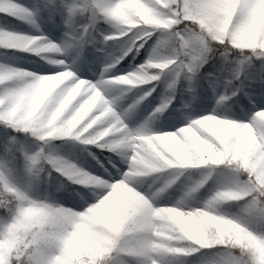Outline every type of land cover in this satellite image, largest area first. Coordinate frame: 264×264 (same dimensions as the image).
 I'll return each instance as SVG.
<instances>
[{
	"label": "snow or ice",
	"instance_id": "6c2138e0",
	"mask_svg": "<svg viewBox=\"0 0 264 264\" xmlns=\"http://www.w3.org/2000/svg\"><path fill=\"white\" fill-rule=\"evenodd\" d=\"M262 8L264 0H0L5 17L35 29L0 25V48L29 51L54 66L39 65L37 71L0 53V194L8 197L0 200V264H264L259 251L233 231L238 226L264 241ZM100 21L111 28L102 30ZM240 27L251 31L250 46L234 54L225 38L227 47L213 41L218 46L210 49L218 31L231 34ZM87 45L101 62L95 79L78 71ZM142 49L146 55L133 63ZM129 53L128 70L116 68ZM209 60L212 72H201ZM144 68L155 74L145 83L107 79ZM193 73L197 86L208 82L223 111L185 112L179 103L173 126L129 123L137 104L120 105L123 93L143 85L132 98L143 96L139 104L162 84L154 106L168 108L176 99L171 89L179 85L183 91ZM218 81H224L219 92ZM113 86L116 95L108 91ZM237 93L248 98L247 106L232 111ZM39 115L53 125L62 121V134L41 139L33 123ZM52 138L98 145L106 155L101 159L89 150L94 165H73ZM144 151L153 159L141 169ZM53 171L71 184L57 177L54 186L41 190ZM209 180V198L198 206L185 203ZM174 185L180 194L172 199L167 190ZM58 192L70 202H61ZM219 202H235L238 210L219 208Z\"/></svg>",
	"mask_w": 264,
	"mask_h": 264
},
{
	"label": "rangeland",
	"instance_id": "374dc122",
	"mask_svg": "<svg viewBox=\"0 0 264 264\" xmlns=\"http://www.w3.org/2000/svg\"><path fill=\"white\" fill-rule=\"evenodd\" d=\"M33 2H34V0H23V3L28 4V5H31ZM21 21L26 24V27H22V26L14 27L15 29L20 30V31H24V32L35 31V29L32 27L31 24L26 23L22 19H21ZM0 25H3V24L0 23ZM6 27H8V26H6ZM41 27H43L45 29V31L48 30L47 23L44 21H41ZM100 27L102 30H104V29L111 28V25H106V26L100 25ZM62 32L63 31L61 30V28L59 26V28L57 29V35L61 34ZM49 34L51 35V33H49ZM10 49H13V48H10ZM94 53H95L94 49L88 48L85 46V48L83 49V51L81 53L82 59H80L79 67H78V71L80 72V74L86 75L92 79L96 78V74H98L100 67H101L100 60L94 59ZM8 54H9L10 62L17 63L20 66L33 68L34 70L39 71V70H41L39 65H43L44 70H54L53 65L48 64L47 61L42 60L39 56L35 55L32 52L25 51V50L13 49V52L8 53ZM145 55H146V52H144V55L139 60H137L138 62L137 61H134V62L139 63ZM3 58L4 57L2 55H0V59H3ZM115 67L118 69L124 70V71L128 70V64L121 65L120 62L117 65H115ZM223 86H224V81H218L216 83L217 91L219 92L223 88ZM140 87H143V85L133 86L132 88H130V90L128 92L123 93L119 97L118 103L122 106H126L132 100V98L135 95L139 94L138 89ZM162 87H163L162 84H157V88L154 90L152 96L146 97L144 101H141L138 105H136L134 107L133 110H131L129 112L128 121L131 125L135 126L136 124L141 122L145 118V116H147L148 112L151 111V108L154 106V104L158 102L159 94H160V91L162 90ZM108 91L111 95H116V93L118 91V87L113 86ZM189 95L190 94L187 90H183V91H181V93L176 92V99L172 102V104H170L168 106V108H166L164 110L163 114L159 117V119H157L153 122V127L154 128H165V127L173 126L172 121L180 116V110L178 108H175L174 105L181 103L182 97L184 99H188ZM237 96L239 97L237 104L240 107L243 106L244 100H246L248 102V98L246 96H244L243 94L239 95V93H237ZM230 99H231V97L229 98V100ZM258 102H259V99H258ZM214 103H216L215 96L205 97L204 99L197 97L192 102L191 106L186 107L184 109V111L185 112L192 111L193 113H199L201 111L211 109L213 107ZM221 109L224 110L223 108H221ZM20 134L21 135L19 137L24 138L25 133L20 132ZM60 139H62L63 143L66 144L67 147L54 145V146H56V151H58L59 154L66 156L69 160L74 161L77 164H82L84 166H88V164H93V165L95 164V160H93L92 157L88 154L89 150L91 152H94L97 157L104 159L99 154V152L100 151H106V150L100 149L98 147V145H94L91 143L85 144L84 142L74 140L73 138H60ZM27 141L29 143H31L32 139H30L28 136ZM187 171L190 172L192 175H196L198 172V169L197 168H190ZM54 172L57 175H59L60 177H63L60 173H58L56 171H54ZM18 178L22 179L23 177L21 176ZM63 178L67 179L66 177H63ZM143 179L145 180L146 183L149 181H152L151 176L144 177ZM208 183H211V185H212V181L209 180L208 182H206L205 185L201 186V188L198 189L197 192L194 194L195 199H193L191 201L193 204L198 206L199 202L202 201L198 198V194H199L200 190L203 189ZM45 187H48V185H44V184L40 185L41 190H43ZM210 190H211V187L208 189V192H210ZM64 191L65 190H63V189L61 190V192H64ZM167 191H168V193H171L172 199H175L180 194V189L177 188L175 185L170 187ZM61 192H58L57 197L61 200V202H64L66 204L69 203L70 201H69L67 195H61ZM165 195H167V193ZM72 206L75 207L76 205L73 204Z\"/></svg>",
	"mask_w": 264,
	"mask_h": 264
},
{
	"label": "clouds",
	"instance_id": "9594fccd",
	"mask_svg": "<svg viewBox=\"0 0 264 264\" xmlns=\"http://www.w3.org/2000/svg\"><path fill=\"white\" fill-rule=\"evenodd\" d=\"M262 11H264V8H262ZM225 38L228 39V44L229 45H234V49L233 52L235 54V51H238L240 47H244V46H250L252 43V34L251 31L246 28V27H240L237 28L235 30L234 33H228L227 31H218L216 33V35H214L213 37L210 38L209 40V47L211 48H215L217 47V43H214L213 41H218V44L224 47H227L228 45H225L224 41ZM153 67L157 66L156 62H152ZM142 67V66H141ZM154 73H151L148 71L147 68H144L143 71H129L126 73H122L119 74L117 76H112V77H108L107 79L110 80H116L118 82L121 83H132V84H141V83H145L147 81V79L149 78H154ZM195 81V73H193L192 77L188 80V82H186L183 86L184 90H187L189 92V98L188 99H184L183 97L181 98V104H183L185 107H189L191 106L192 102L197 98L198 92H197V84L194 82ZM176 87L174 86L171 89V97L174 98L176 95ZM146 95V94H145ZM228 95H231V93H229ZM143 96H139L136 98L135 101L131 100L125 107H129L132 104H137L139 100H142ZM170 102V101H169ZM213 107L216 108L218 111L223 108V104L222 103H214ZM167 108V104L161 105V104H157L153 107L152 111H150L147 116H145V118L139 122L137 125L143 124L148 128H152L153 127V122L157 119H159V117L163 114L164 110ZM35 127H38L40 129V138L43 139L44 136L47 135H52V136H58L60 134H62V132L64 131V125L63 122H58L56 124H50L49 122L45 121L42 118V115H39L36 117L35 121L33 122ZM151 136L152 139L154 140H159L161 143H163V140L161 137L159 136H155L152 134H148ZM141 159L138 161V164L140 165V168L143 169L145 168L146 165V161L152 160V154L150 152L144 151L141 152ZM71 164H76L74 161H69ZM60 163H63V161H61ZM141 174L144 177L149 176L147 171H142ZM148 184H151L152 181L147 182ZM163 193H161L162 195ZM195 193H192L191 195L194 196ZM8 197L6 195L0 194V200L2 199H7ZM209 198V197H207ZM205 198V199H207ZM191 200L190 199H186L185 203H190ZM223 202H219L217 204V207L219 208H223L222 207ZM174 209H168V212H174ZM213 219H217V217H213ZM66 222V221H61ZM68 223H70V221H67ZM166 227H170V225H168L167 223H165ZM234 234H235V238L237 240H242V239H246L248 240V242L253 245L260 253L261 257H264V241H261L259 239H257L255 236H253L251 233L249 232H244L242 230L239 229V227L237 226L236 228L233 229Z\"/></svg>",
	"mask_w": 264,
	"mask_h": 264
},
{
	"label": "trees",
	"instance_id": "16d2710c",
	"mask_svg": "<svg viewBox=\"0 0 264 264\" xmlns=\"http://www.w3.org/2000/svg\"><path fill=\"white\" fill-rule=\"evenodd\" d=\"M0 23L3 24V25H5V26H8L10 28L11 27L12 28L19 27V26L26 27V24L24 22H22L20 19H17L14 16H7V17H5V14L2 13V12H0ZM99 25L106 26L108 24H106L104 21H100L99 22ZM60 28L63 31L64 25H63L62 22L60 23ZM86 47L92 48L91 45H87ZM106 50H110V49H108L107 46H106ZM11 52H13V49H10V48H7V49L0 48V53H11ZM144 52L145 51L142 49L141 52L137 54V58H136L135 61L139 60L144 55ZM130 58H131V53H129L127 56H125L120 61V64L121 65L128 64V61L130 60ZM213 59H215V58H213ZM133 63H135V62L133 61ZM211 65H212V60L207 61L202 66L201 72H209V73H211L212 70H213L212 67H211ZM243 74L244 73H242V75ZM197 92H198V95L197 96H199L201 98L213 97L214 96L212 94L211 87L208 86V82L207 81H204V80H201L200 84H198V86H197ZM177 93H181V90L179 88V85H178V88H177ZM232 99H234V98H231L230 100H232ZM244 106H247V103L244 102ZM239 109H240V106L237 103H232L231 104V110L232 111H239ZM220 110L223 111L222 109H220ZM2 133H3V126L0 125V135H2ZM16 135L17 136H20L21 134H20V132H17ZM29 138L33 140V138L31 136H29ZM51 143H52V145L67 147V145L64 144L63 141H62V139H60V138H52L51 139ZM99 154L102 156V158H104V156L106 155V151H100ZM57 177H59L62 180H65L66 184H71L69 181H67V179H65L63 177H60L59 175H57L53 171L52 177L50 178V185H48L49 189L51 188V186H54L55 185L56 178ZM210 187H211V183H208L203 189L200 190V192L198 194V198L200 200H203V199L207 198V196L210 194V192H208V189ZM56 195H58V193H56ZM222 207L223 208H226L228 211H232V212H235V211L238 210V206H237V204L235 202H225V203L222 204Z\"/></svg>",
	"mask_w": 264,
	"mask_h": 264
}]
</instances>
